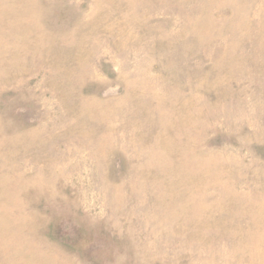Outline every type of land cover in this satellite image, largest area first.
Segmentation results:
<instances>
[{
	"label": "rangeland",
	"instance_id": "374dc122",
	"mask_svg": "<svg viewBox=\"0 0 264 264\" xmlns=\"http://www.w3.org/2000/svg\"><path fill=\"white\" fill-rule=\"evenodd\" d=\"M0 264H264V0H0Z\"/></svg>",
	"mask_w": 264,
	"mask_h": 264
}]
</instances>
